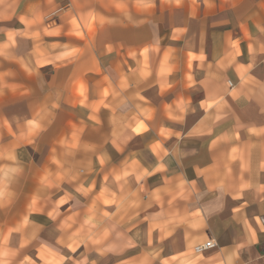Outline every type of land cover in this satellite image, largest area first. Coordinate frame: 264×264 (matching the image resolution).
Instances as JSON below:
<instances>
[{"label":"crops","instance_id":"obj_1","mask_svg":"<svg viewBox=\"0 0 264 264\" xmlns=\"http://www.w3.org/2000/svg\"><path fill=\"white\" fill-rule=\"evenodd\" d=\"M6 13L0 264H264V0Z\"/></svg>","mask_w":264,"mask_h":264},{"label":"rangeland","instance_id":"obj_2","mask_svg":"<svg viewBox=\"0 0 264 264\" xmlns=\"http://www.w3.org/2000/svg\"><path fill=\"white\" fill-rule=\"evenodd\" d=\"M15 2H16V0H0V16L7 15L6 12H8L9 10H12ZM189 193H190L189 189H181L180 190V194H181V197L183 198V200H188ZM146 195L147 194H146L144 189H140V193L137 192L135 194V200H134V206H133V209H134L133 218L135 220L139 219L142 216L143 212L144 213L147 212V210L142 209V204H141L142 201L146 200ZM170 196H171V199H169V201L173 200V198H174V195H170ZM177 196H179V195H177ZM144 208H146V207L144 206ZM121 212H122L121 216H123V214L125 213V209L121 210ZM194 212H195V214L199 213L198 210H195ZM119 218H121L120 215H119ZM134 228H137V222L136 221L134 224ZM8 253H9V251L7 250L6 255H8ZM4 260L6 262H8L10 260V258L6 257V258H4ZM52 264H57L56 260H52Z\"/></svg>","mask_w":264,"mask_h":264},{"label":"built area","instance_id":"obj_3","mask_svg":"<svg viewBox=\"0 0 264 264\" xmlns=\"http://www.w3.org/2000/svg\"><path fill=\"white\" fill-rule=\"evenodd\" d=\"M214 241L212 239H208L207 241L197 244L193 247L194 252L199 253L205 249L211 248L214 246Z\"/></svg>","mask_w":264,"mask_h":264}]
</instances>
